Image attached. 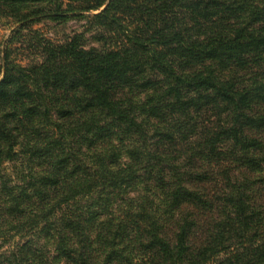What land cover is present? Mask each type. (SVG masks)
Here are the masks:
<instances>
[{
    "label": "trees",
    "instance_id": "trees-1",
    "mask_svg": "<svg viewBox=\"0 0 264 264\" xmlns=\"http://www.w3.org/2000/svg\"><path fill=\"white\" fill-rule=\"evenodd\" d=\"M1 30L0 264H264V0H0Z\"/></svg>",
    "mask_w": 264,
    "mask_h": 264
},
{
    "label": "rangeland",
    "instance_id": "rangeland-1",
    "mask_svg": "<svg viewBox=\"0 0 264 264\" xmlns=\"http://www.w3.org/2000/svg\"><path fill=\"white\" fill-rule=\"evenodd\" d=\"M39 34H43L46 38H50L56 41H62L68 36H72L75 33H80L84 30L83 22L70 21L63 25H57L52 23L41 24L36 29ZM6 34L5 30L0 31V35ZM88 37V35H86ZM29 41L28 38L25 39ZM16 48H22L16 50V57L21 58L27 54L25 51L26 47L24 44L17 43Z\"/></svg>",
    "mask_w": 264,
    "mask_h": 264
}]
</instances>
